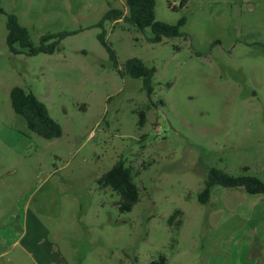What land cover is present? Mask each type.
Segmentation results:
<instances>
[{
    "label": "rangeland",
    "instance_id": "rangeland-1",
    "mask_svg": "<svg viewBox=\"0 0 264 264\" xmlns=\"http://www.w3.org/2000/svg\"><path fill=\"white\" fill-rule=\"evenodd\" d=\"M181 1L157 0L158 20L186 17L183 34L161 42L123 19L105 23L115 68L97 23L111 7L128 13L126 0H2L0 264H149L160 254L240 264L248 221L228 217L244 190L216 186L206 204L198 195L211 167L264 180V0ZM11 12L35 44L78 32L53 54H13ZM131 57L156 67L153 94L119 72ZM15 85L48 106L61 137L28 129L11 104ZM119 159L140 188L131 211L98 183Z\"/></svg>",
    "mask_w": 264,
    "mask_h": 264
},
{
    "label": "trees",
    "instance_id": "trees-1",
    "mask_svg": "<svg viewBox=\"0 0 264 264\" xmlns=\"http://www.w3.org/2000/svg\"><path fill=\"white\" fill-rule=\"evenodd\" d=\"M187 2L188 0H182L181 5L184 6ZM126 4L128 13H125L123 9L111 7L97 23V26L102 28L98 39L106 48L115 68H119L120 63L116 50L107 38V30L104 28L107 21L123 19L142 32L150 29L152 32L150 40L153 42H161L165 37L181 36L183 34L182 26L186 23L185 16L176 23L158 20L156 17L157 0H126ZM4 12L2 0H0V14ZM6 27L8 30L6 43L9 50L13 54L25 53L30 56L39 53L53 54L61 49V43L66 37L78 32L63 30L46 33L40 37L39 44H35L30 30L20 22L19 16L14 12L7 14ZM123 66V70L119 69L121 74L141 79L143 89L148 95L154 93L155 66L148 65L139 57L128 58ZM10 99L14 112L24 117L30 131L45 139L59 138L63 135L61 124L51 116L48 106L33 91L15 85L10 91ZM145 115V111L140 113L142 123ZM244 169L247 170L248 167ZM98 183L103 188L110 187L120 195L119 208L121 211H131L140 199V188L134 179L132 168L123 159L117 160L108 171L103 173L98 178ZM216 186L242 189L249 194L264 195V180L261 177L248 173L236 175L218 167H211L207 171L203 188L198 195L199 202L202 204L210 202ZM178 212L180 211H175L171 218H175ZM149 264H168L167 256L160 254Z\"/></svg>",
    "mask_w": 264,
    "mask_h": 264
},
{
    "label": "crops",
    "instance_id": "crops-1",
    "mask_svg": "<svg viewBox=\"0 0 264 264\" xmlns=\"http://www.w3.org/2000/svg\"><path fill=\"white\" fill-rule=\"evenodd\" d=\"M244 194V200L231 210L228 217L239 215L240 218L248 221L245 223L247 224L246 228L239 234V243L243 241V245L238 249L240 264H264V206H261V204L264 205V195L249 194L245 191ZM213 196L211 200L214 198ZM246 234L249 237L241 239V236H246Z\"/></svg>",
    "mask_w": 264,
    "mask_h": 264
}]
</instances>
